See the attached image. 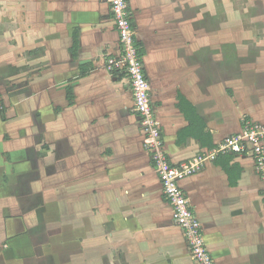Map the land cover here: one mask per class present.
Listing matches in <instances>:
<instances>
[{"label":"crops","instance_id":"obj_1","mask_svg":"<svg viewBox=\"0 0 264 264\" xmlns=\"http://www.w3.org/2000/svg\"><path fill=\"white\" fill-rule=\"evenodd\" d=\"M128 1L173 164L239 133L244 119L264 124V0H253L235 53L225 48L230 39L215 51L214 41L194 37V0ZM7 2L0 6V99L10 107L0 116V236H10L8 251L20 254L12 237L28 232L17 202L30 185L61 197L66 249L76 242L86 251L93 239L95 264H195L143 144L129 82L105 69L119 53L108 1L0 5ZM34 120L46 128L28 134L24 123ZM13 123H22L18 136ZM182 187L217 264H264V178L251 157L220 153Z\"/></svg>","mask_w":264,"mask_h":264},{"label":"built area","instance_id":"obj_2","mask_svg":"<svg viewBox=\"0 0 264 264\" xmlns=\"http://www.w3.org/2000/svg\"><path fill=\"white\" fill-rule=\"evenodd\" d=\"M119 38V53L105 59V69L127 79L133 93L134 109L145 137L143 144L155 166L162 192L173 208L174 220L182 229L195 264H217L207 247L203 225L192 209L182 181L215 160L220 153L233 152L252 158L256 172L264 178V124L244 119L239 133L225 138L206 153L175 165L165 151L161 123L151 96V84L144 70L128 0H107Z\"/></svg>","mask_w":264,"mask_h":264},{"label":"rangeland","instance_id":"obj_3","mask_svg":"<svg viewBox=\"0 0 264 264\" xmlns=\"http://www.w3.org/2000/svg\"><path fill=\"white\" fill-rule=\"evenodd\" d=\"M252 2L253 0H194V37L197 36L200 43L202 40L214 41L215 51L223 48L218 45L224 40L223 38L230 39V46L226 45L225 48H228L231 53H235L239 47L238 37L242 35L250 14L251 17L253 16L250 12L252 6L254 7ZM8 3H2L0 6ZM7 87L14 93L13 82H9ZM9 108L4 100L0 99L1 118L3 115L6 118L7 114H10ZM18 124L22 123H13V129L17 136L20 134ZM24 124L28 125V134H32L34 129L46 128V123L43 120H34V124ZM2 135L3 131L0 132V140ZM19 138L20 136L17 139L15 137L17 145ZM0 147L4 148V145L0 144ZM29 186L24 189L25 193L20 196V200L17 202L21 209L20 213L24 215L22 220L25 223V228L21 231L28 230V232L20 235L18 234L21 232H18L12 237L13 241L15 240L14 242L21 248V252L18 254L13 249L10 250L11 252L8 251L6 245L10 244L8 241L10 236L6 239L0 236V264H95V252L93 249H89L94 246L93 239L88 242L86 251L77 250L76 242L72 244L74 250L72 247V250L66 249L62 236L61 197L59 200L54 199L49 194L46 195L45 191L37 192L36 189L33 190ZM30 191L33 192L30 193ZM4 221L0 218L2 228ZM88 259L92 260L88 262Z\"/></svg>","mask_w":264,"mask_h":264},{"label":"trees","instance_id":"obj_4","mask_svg":"<svg viewBox=\"0 0 264 264\" xmlns=\"http://www.w3.org/2000/svg\"><path fill=\"white\" fill-rule=\"evenodd\" d=\"M67 96H68V99L69 101L71 102L73 100V93H72V89L71 88H68L67 90ZM3 119H5L4 115L2 116ZM194 128L198 129V127H203L202 126V122H201V119L198 117V115L196 114V111H195V108H194ZM235 181H232V183H234Z\"/></svg>","mask_w":264,"mask_h":264}]
</instances>
